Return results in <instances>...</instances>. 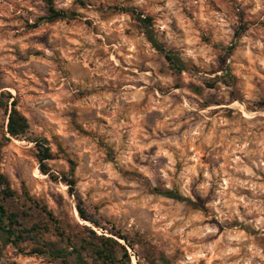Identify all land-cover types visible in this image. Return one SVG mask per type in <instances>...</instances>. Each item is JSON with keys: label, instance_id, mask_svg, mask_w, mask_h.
Listing matches in <instances>:
<instances>
[{"label": "rangeland", "instance_id": "374dc122", "mask_svg": "<svg viewBox=\"0 0 264 264\" xmlns=\"http://www.w3.org/2000/svg\"><path fill=\"white\" fill-rule=\"evenodd\" d=\"M55 4L68 20H41L40 0H0V169L12 186L80 221L67 186L39 169L45 139L74 160L86 206L155 247L147 264H264V0ZM118 9L153 17L185 70ZM239 11L252 24L237 39ZM9 95L30 126L19 139L5 136ZM8 260L48 264L11 248Z\"/></svg>", "mask_w": 264, "mask_h": 264}, {"label": "trees", "instance_id": "16d2710c", "mask_svg": "<svg viewBox=\"0 0 264 264\" xmlns=\"http://www.w3.org/2000/svg\"><path fill=\"white\" fill-rule=\"evenodd\" d=\"M40 1L45 8L41 20L54 23L69 19V12L58 9L55 0ZM118 10L130 12L139 32L146 36L157 53L163 55L173 73L181 74L185 70L178 58L154 35L153 17L132 9ZM251 24L239 11L235 38L238 39ZM4 107L7 113L5 136L14 139L24 137L30 126L27 118L18 110L16 99L9 95ZM5 140L9 139L5 137ZM35 145L41 173L53 182L67 186L68 195L74 199L81 222L72 221L61 202L58 203L60 211L56 214L42 199L32 195L26 186L22 185L20 191L16 190L0 169V259L5 258L8 248L22 256L43 258L48 264H133L132 256L135 257V264H147L158 258L155 247L144 235L122 233L114 224L101 217L96 208L84 204L76 192V164L60 144H57L56 152L52 151L45 139L36 140ZM3 146L4 142L1 141L0 164ZM58 158L67 160L69 169L66 172L56 174L49 167L48 162ZM155 192L171 199L183 200L175 191L155 189ZM6 264L17 262L8 260Z\"/></svg>", "mask_w": 264, "mask_h": 264}, {"label": "bare ground", "instance_id": "6f19581e", "mask_svg": "<svg viewBox=\"0 0 264 264\" xmlns=\"http://www.w3.org/2000/svg\"><path fill=\"white\" fill-rule=\"evenodd\" d=\"M135 264V263H134Z\"/></svg>", "mask_w": 264, "mask_h": 264}]
</instances>
